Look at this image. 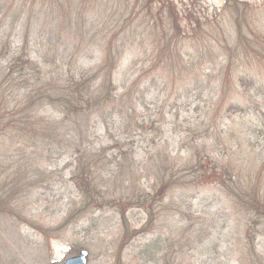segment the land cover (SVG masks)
<instances>
[{
    "label": "trees",
    "instance_id": "16d2710c",
    "mask_svg": "<svg viewBox=\"0 0 264 264\" xmlns=\"http://www.w3.org/2000/svg\"><path fill=\"white\" fill-rule=\"evenodd\" d=\"M68 1L67 6L60 0H25L22 6L15 7L17 0H14L15 5L12 0H0V16L4 15L3 19L0 18V28L1 20L9 17L10 27L15 29L27 14L25 23H22L25 27L21 41L0 39V142L8 140L15 147L26 150L40 149L39 158L43 157V152H48L71 161L74 168L72 180L80 194L79 202L70 211L64 225L55 230H44L45 234L64 229L75 216L93 209L124 204L122 215L126 233L121 241L123 247L133 237L144 235L154 227L159 215L155 203H161L169 194L185 191L192 185L191 165L171 162L168 144L163 142L170 125L167 114L179 117L180 110L177 107L166 113V107L159 106L155 114L148 115L149 106L145 101L150 87H140L142 75L125 77L123 92L117 87L125 48L133 44L132 34L139 33L143 24L134 25L136 21L131 16L139 12L146 13L145 19L153 17L155 0H136L131 8L130 5L119 6L100 21L92 18V8L86 3ZM247 6L238 0H228L225 9L235 20L232 33L227 34L220 25L214 26L210 21L204 24L194 22L196 33L204 32L208 27L209 33L216 32L218 37L196 39L193 43L201 47L200 53L199 49L196 51L200 62L204 58L216 63L222 52H226L223 55L228 58L215 72L219 78L217 84L209 83L204 87V81H195L196 91L210 88L213 94H210L205 113L208 123L204 121L188 130L193 135L202 134L203 141L215 140V144H208L213 148L210 154L216 157L207 154L206 142L203 150L213 160L212 173L219 180V187L233 210L248 218L250 231L264 224V148L258 153L245 152L240 142V149L234 151L233 144L226 145L221 141L223 132L215 119L226 107V113L240 120L251 117L264 121V27L252 24L247 17ZM104 14L107 15V11ZM162 14L159 13L160 17ZM163 22L160 18L153 25V31L146 34L155 36L157 31L154 29L165 28L160 27ZM177 32V28L170 26L162 29L161 38L153 41L159 46H155L151 55L150 72H156L157 77L150 86L162 81V95L167 94L169 77L182 76L180 69L184 57L194 58L193 53H182L186 39L182 40ZM93 52L98 54L94 65L83 66L86 56ZM49 57H53V61H47ZM230 82L237 83L238 90L232 89ZM188 87L186 85L180 91L188 92ZM229 94L233 96L227 99ZM98 125H102L107 133H111V127L120 133L118 138H111L113 146L98 149ZM137 144L143 145L141 148L145 150V157L140 160ZM195 149L201 160L199 148L196 146ZM25 160H28L24 163L27 171L15 173L17 179L11 176L10 184L0 194V219L20 217L17 212L20 197L46 180L44 173L33 167H39L40 160L19 158L21 163ZM199 160L196 169L200 168ZM145 178L151 183V191L142 184ZM130 208H143L148 215L146 224L135 230L134 235L127 230L125 212ZM251 237L249 235L246 248L250 249V255H256ZM196 239L202 241L200 235ZM164 247L165 244L162 246L157 238L144 253L155 250L157 257L165 252ZM182 252H178L176 259L183 257ZM245 260L246 264H263L261 259Z\"/></svg>",
    "mask_w": 264,
    "mask_h": 264
},
{
    "label": "rangeland",
    "instance_id": "374dc122",
    "mask_svg": "<svg viewBox=\"0 0 264 264\" xmlns=\"http://www.w3.org/2000/svg\"><path fill=\"white\" fill-rule=\"evenodd\" d=\"M60 1L68 6V0ZM238 1L248 5L247 17L252 24L258 23L264 27V0ZM12 2L15 5L14 0ZM78 2H84L92 8L91 16L97 21L105 20L108 12L111 13V10L119 6L130 5L129 8H131L133 4H136V0H75V3ZM24 3L25 0H17L15 7L22 6ZM227 3L228 0H155L153 17L151 15L145 19L146 13L139 14V12H136V16L135 13H133L134 17L131 16L136 21L134 25L141 22L143 24L139 33L132 34L133 44L125 48V56L119 65L117 87L120 92H123L124 78L135 74L136 77L142 75L140 87H150L145 101L149 106L148 115L155 114L159 106L166 107V113L171 109L179 108V117H173V114L171 117L167 114L170 117L168 118L170 125L166 128L163 142L168 144L171 162L191 165L190 188L173 192L163 202L155 203L154 208L159 215L154 227L144 235L133 237L123 247H121V241L126 233L122 215L124 204L116 205V207L113 205L115 208L93 209L84 215L75 216V219L70 220L64 229L45 234L44 230H55L64 225L70 211L79 202L80 194L72 180L74 168L71 161L67 157L59 154L50 155L48 152H43V157L39 158L37 154L42 152L40 149L26 150L15 147L8 140L1 141L0 194L10 184L11 176L17 179L15 173L27 171L28 167L24 163L28 160L19 162V158L22 159L24 156L25 159L35 157L38 161L40 160L41 165L33 167H37L38 171L44 173L46 180L20 197L17 207L20 217L0 219V264H64L68 259L78 256L82 250L89 253V264H179L180 262L183 264H246L245 259H261L264 264V224L249 231L248 218L245 215L242 217L233 210L230 201L222 192L223 189L219 187V180L212 173L214 164L208 155L213 148L208 143L215 144V140L212 138L203 141L202 134L193 135L188 130L190 126L196 128L197 125H202L204 121L209 120L205 113L210 103V94L213 92L212 89H204V87L209 83L219 82L215 72L221 69L220 66L225 64L228 58L223 55L226 52H222L221 58L216 63L204 58L200 62L201 47L193 43H196V39L211 40L218 37L215 35L216 32L210 34L211 30H208V27L204 32L196 33L194 22L199 21L200 24H204L210 21L214 26L220 25L227 34L232 33L235 20L231 18L230 11L225 9ZM104 11H107V15ZM160 12L163 13L161 17ZM26 16L27 14L15 29L10 27L11 18L1 20L0 39L4 37L8 42L21 41L25 27L22 23H25ZM3 17L2 14L0 18L3 19ZM126 18H129L128 15ZM160 18L164 21L160 27L165 28L154 29L157 31L155 36L147 35L146 33L153 31L152 28L155 27L153 25L158 23ZM170 26L178 29L177 33L182 40L186 39L182 53H193L194 58L184 57L180 69L181 77L179 75L169 77L168 98L167 94L162 95L164 88L162 81H156L150 86L153 78L157 77L156 72H150L152 66L150 60L155 46H159L154 45L153 41L158 37L161 38L162 29L170 28ZM198 49L199 53L196 52ZM97 57L96 52L89 54L83 66L92 67ZM53 59L49 57L47 61H53ZM196 80L204 81V87L198 88L197 91ZM235 84L238 85L230 82L232 89L236 88ZM186 85L189 86V93L187 90L180 91ZM232 96L227 95V99ZM226 111L227 108L223 107L215 116L223 132L221 141L226 145L233 144L234 151L240 149V142L243 143L245 152L258 153L263 150L264 121L251 117L240 120L239 117H234ZM200 129L203 130V127ZM110 131L111 133H107L102 125H98L96 130L98 149L113 146L110 144L111 138H118L120 133L112 127ZM205 142L209 148L208 155L203 150ZM136 146L140 152L138 154L140 160L145 157V150L141 148L143 146L141 144ZM196 146L200 150L201 160L198 159ZM222 149L224 150L225 147L223 146ZM210 155L213 158L216 157ZM217 155L220 153L217 152ZM197 159L200 162L199 169H196ZM142 184L151 191L149 190L151 183L147 182L146 178ZM120 192L122 194L121 190ZM125 215L127 230L130 234L142 228L148 217L143 208L127 209ZM198 235L201 236L202 241L196 239ZM249 235L252 236L256 255H250V249L246 248ZM157 238L160 239L162 246L165 244V252L161 251L162 253L157 257L154 255L155 250L145 254L146 247ZM193 241L196 242L193 244ZM180 250L183 251V257L179 256L176 259Z\"/></svg>",
    "mask_w": 264,
    "mask_h": 264
},
{
    "label": "water",
    "instance_id": "95a60500",
    "mask_svg": "<svg viewBox=\"0 0 264 264\" xmlns=\"http://www.w3.org/2000/svg\"><path fill=\"white\" fill-rule=\"evenodd\" d=\"M64 264H89V253L82 250L78 256L68 259Z\"/></svg>",
    "mask_w": 264,
    "mask_h": 264
}]
</instances>
